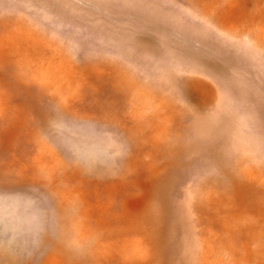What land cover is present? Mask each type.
<instances>
[{
	"label": "rangeland",
	"instance_id": "obj_1",
	"mask_svg": "<svg viewBox=\"0 0 264 264\" xmlns=\"http://www.w3.org/2000/svg\"><path fill=\"white\" fill-rule=\"evenodd\" d=\"M0 264H264V0H0Z\"/></svg>",
	"mask_w": 264,
	"mask_h": 264
}]
</instances>
